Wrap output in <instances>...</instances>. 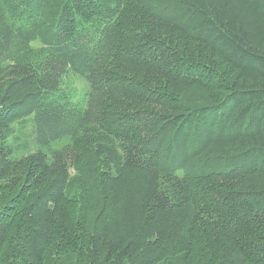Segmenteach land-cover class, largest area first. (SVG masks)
Here are the masks:
<instances>
[{"label":"trees","instance_id":"trees-1","mask_svg":"<svg viewBox=\"0 0 264 264\" xmlns=\"http://www.w3.org/2000/svg\"><path fill=\"white\" fill-rule=\"evenodd\" d=\"M0 264H264V0H0Z\"/></svg>","mask_w":264,"mask_h":264},{"label":"rangeland","instance_id":"rangeland-1","mask_svg":"<svg viewBox=\"0 0 264 264\" xmlns=\"http://www.w3.org/2000/svg\"><path fill=\"white\" fill-rule=\"evenodd\" d=\"M62 84L66 88L71 89L79 98L85 95L89 90V83L83 77L75 73H67L62 78Z\"/></svg>","mask_w":264,"mask_h":264}]
</instances>
